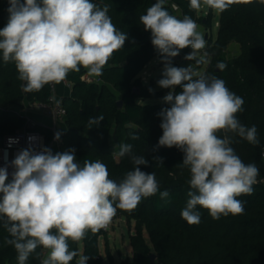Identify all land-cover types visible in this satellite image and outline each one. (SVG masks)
<instances>
[{"label":"clouds","instance_id":"clouds-1","mask_svg":"<svg viewBox=\"0 0 264 264\" xmlns=\"http://www.w3.org/2000/svg\"><path fill=\"white\" fill-rule=\"evenodd\" d=\"M8 2V22L0 29V53L4 64L14 63L25 92L61 83L82 67L89 75L101 76L127 40L126 33L113 24L107 5L101 8L93 0ZM165 2L156 0L139 20L151 33V43L163 63L158 86L173 89L163 97L170 107L158 113L163 134L157 147H175L184 154L180 165L190 172L191 190L181 216L189 225L199 224L198 206L216 220L241 215L244 202L238 197L252 194L259 169L239 157L231 146L232 137L257 145V128L239 121L237 114L243 111L244 100L225 81L215 75H198L192 64L172 65V58L185 48L192 51L184 59L207 64V53L199 55L206 40L190 16L179 19L171 15ZM237 2L203 0L221 12ZM256 2L264 4V0ZM200 6L201 0H190L191 8ZM217 67L224 70L226 65L219 62ZM177 86L179 93L174 91ZM103 119V115L90 117L89 126H98ZM60 135L57 132L54 139L59 140ZM118 147L113 155H127L135 165L119 182L110 178L100 160L78 163L74 149L55 154L48 147L23 149L11 161V180L7 167H0V226L9 234L4 243L15 248L18 264H26L38 247L47 252L40 264H70L78 253L70 250L69 240L78 242L88 231L106 229L118 209L133 210L142 199L158 192L167 200L169 192L159 190L155 173L138 167L148 164L146 158L135 155L131 144ZM88 259L80 256L77 264H86Z\"/></svg>","mask_w":264,"mask_h":264},{"label":"trees","instance_id":"trees-1","mask_svg":"<svg viewBox=\"0 0 264 264\" xmlns=\"http://www.w3.org/2000/svg\"><path fill=\"white\" fill-rule=\"evenodd\" d=\"M172 1L179 5L183 17L190 16L206 26L209 63L201 74L215 75L242 97L243 111L237 118L243 125L257 128V145L238 136L232 137L231 146L239 157L259 169L252 194L238 197L244 202V213L216 220L198 206L201 221L196 225H189L181 216L191 190L190 172L180 165L184 154L175 147H157L163 134L158 113L170 105L144 102L146 98H159L163 94V90L145 85L141 76L151 60L161 59L151 43V33L139 20L156 0H93L101 8L107 5L113 24L126 33L127 40L107 62L99 76L101 81L83 80L86 72L83 67L79 72L68 74L66 79L73 86L70 94L62 97L67 114L61 125V152L74 149L81 165L85 159L100 160L107 166L110 178L119 182L135 165L127 155L119 158L113 153L119 151L120 144H131L133 153L148 161L146 166H138L141 171L154 172L159 190L169 192L167 200L161 199L158 192L142 199L133 210L118 209L119 216L126 217L130 225L135 222V231L130 234L132 255L121 264H155L152 253L160 264H264V4L239 0L220 11L218 32L213 39L208 33L212 25L211 12L200 16L198 8L190 7V0ZM164 7L177 17L169 2H165ZM8 8V0H0V29L8 22ZM234 43L238 45L237 52L229 56L228 49ZM183 51L188 53L186 49ZM219 62L226 65L224 70L217 67ZM172 65L180 67L173 60ZM23 83L18 79L14 63L4 64L0 53V103L7 107L0 111V146L5 135L17 130L25 121L14 108L29 101L48 100L51 94L50 84L40 91L25 92ZM174 91L179 93L181 88L177 86ZM119 100L123 101L122 106L118 105ZM99 115L104 116L100 124L89 126L88 119ZM40 129L46 132L48 139L51 137L49 129ZM132 135L138 139H132ZM219 135L222 137L224 133ZM101 237L105 238L108 260L102 252ZM5 238H10L9 234L0 226V264H18L17 252L4 243ZM68 243L70 250L78 253L70 264H77L80 256L89 257L86 264H115L108 232L103 229L96 233L88 231L82 240ZM46 254V250L38 247L26 264H40Z\"/></svg>","mask_w":264,"mask_h":264},{"label":"built area","instance_id":"built-area-1","mask_svg":"<svg viewBox=\"0 0 264 264\" xmlns=\"http://www.w3.org/2000/svg\"><path fill=\"white\" fill-rule=\"evenodd\" d=\"M172 6L175 12H180L179 5L172 1L166 0ZM188 52L192 51L191 48H185ZM184 50V49H183ZM200 52L207 53V45ZM82 79L87 82L101 81L99 76L89 75L88 71L82 75ZM68 88L72 89V82L65 79L63 81ZM51 94L48 100H36L25 102L23 106L15 107L14 110L22 117L25 121L21 127L12 133L6 134L4 137L3 145L0 146V167H7L9 178L14 171L11 166V161L15 159L16 155L23 149L34 147L39 151L42 147L50 148L53 153L61 152L59 140L54 139V135L57 132L61 133V125L67 114V109L63 103V100L57 94V84L50 83ZM7 108L0 103V111ZM41 127L47 128L52 132L51 141L48 146L47 135ZM30 137H34V140H30ZM62 153V152H61ZM262 155L264 156V147L262 148ZM119 212L117 210L116 215L113 217L111 223L104 231H109L112 227L116 218H118Z\"/></svg>","mask_w":264,"mask_h":264},{"label":"rangeland","instance_id":"rangeland-1","mask_svg":"<svg viewBox=\"0 0 264 264\" xmlns=\"http://www.w3.org/2000/svg\"><path fill=\"white\" fill-rule=\"evenodd\" d=\"M208 12L212 13V25L210 26L208 33L210 37L215 39L217 36V32H218L217 21L219 20L220 11L208 7L205 3H203V0H201V6L198 8V14L200 16H206ZM206 45H207V40H206ZM190 52L186 54L184 53L183 50H181L179 55L172 58V60L176 62L178 65H180V67H188L190 64H192L193 70L199 75L203 73V71L207 68L209 62L207 64L196 65L194 61H188L184 59V57L188 55ZM236 52L237 50L235 47L231 46L228 49L229 56L234 55ZM199 55H203V53L200 52ZM206 58L208 60V57ZM162 71H163V63L161 62V59L159 58H155L151 60L146 65L144 70L142 71L141 76L144 77L145 85L151 86L155 90H163V94L161 97L146 98V100L144 101L145 103L164 102L163 97L167 95L170 91H173V89H166V88H161L158 86L157 81L162 78ZM50 141H51V137L49 139L47 137L48 146L50 144ZM134 231H135V222L132 221L130 225L126 217L124 216H118V218H116V220L114 221L112 227L109 229V231H107L109 249L113 255V260L115 264H121V262L127 256L131 255L132 248L130 244V234L133 233ZM145 236L149 240V236L147 233ZM100 244H101L102 252L105 255L106 260H108V257H107L108 255L106 251V243H105L104 237L100 238Z\"/></svg>","mask_w":264,"mask_h":264},{"label":"crops","instance_id":"crops-1","mask_svg":"<svg viewBox=\"0 0 264 264\" xmlns=\"http://www.w3.org/2000/svg\"><path fill=\"white\" fill-rule=\"evenodd\" d=\"M176 15L179 19H183V15L181 12H176ZM197 25H198V31L202 32L204 34V38L207 39V30H206V26H205L204 22H197ZM217 25H218V21H217ZM231 46L235 47L236 49L238 47V45H236L235 43L232 44ZM70 92H71V89L68 88V86H66V84L63 81L61 83L57 84V94L61 98L64 97L66 94H70ZM131 252H132V250H131ZM131 255H132V253H131Z\"/></svg>","mask_w":264,"mask_h":264},{"label":"water","instance_id":"water-1","mask_svg":"<svg viewBox=\"0 0 264 264\" xmlns=\"http://www.w3.org/2000/svg\"><path fill=\"white\" fill-rule=\"evenodd\" d=\"M136 92H138V89L136 90ZM118 105H119V106H122V105H123V101H122V100H119V101H118ZM151 258H152V261H153L155 264H160V263H158V262L156 261L157 256H156L155 253H152V254H151Z\"/></svg>","mask_w":264,"mask_h":264}]
</instances>
